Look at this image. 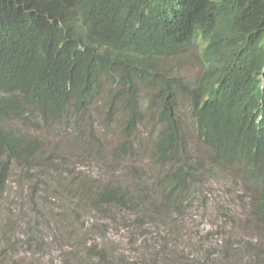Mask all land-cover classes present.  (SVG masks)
<instances>
[{
  "label": "trees",
  "instance_id": "1",
  "mask_svg": "<svg viewBox=\"0 0 264 264\" xmlns=\"http://www.w3.org/2000/svg\"><path fill=\"white\" fill-rule=\"evenodd\" d=\"M119 1L0 0L1 192L7 186V175L13 164L33 168L43 162V166L51 170L54 183L61 185L55 164L58 160L69 159L70 152L55 154L50 151L43 155L36 140L26 139L29 131L62 129L54 124L68 122L69 114L75 118L76 114L96 104L104 80L117 77L122 88L133 93L139 85L153 87L154 81L159 80L157 118L162 129L153 140V154L172 174L169 189L185 184L178 172L187 173L189 179L194 175L195 182H200L204 173L217 174L210 171L214 166L222 176L241 179L243 189L254 199L253 216L264 226V145L248 146L241 132L264 129V78L260 83L255 77L233 98H225L222 88L223 83L232 80L229 76L232 59L227 60L229 44L245 46L264 34V0H226L228 5L240 6V22L213 28L208 34L202 33L195 24L188 35L176 38H173L175 30L191 18L198 0H127L140 11L149 13L150 19L140 15L144 25L128 29L136 36L132 33L123 35L119 21L108 16L103 18L105 11ZM74 9L89 26L99 23L97 31L82 49L67 36ZM121 15L120 10L111 13L115 18ZM197 36L208 38L209 51L216 59V64L207 65L209 67L201 75V84L207 86L206 91L196 92L190 98L191 103L196 104V135L212 149L207 151L210 154L208 165L202 163L200 167L197 160L175 149L179 147L178 141L183 138L184 130L179 120L176 121L167 77L152 67L154 59L181 52V47ZM209 51L207 60L211 62ZM263 64L264 59L255 65V74L260 73ZM71 79L72 85L68 87ZM116 93L117 90L107 94L109 112ZM137 117L138 111L128 107L121 132L132 136L130 138L136 136L135 128L132 131L131 126ZM71 131L76 138V126L73 125ZM79 139L83 147L89 142L83 137ZM261 140L264 142V136ZM121 148L122 144H119L118 149ZM80 180L72 187L65 186L60 193L63 185L53 191L47 189L56 192L57 196L62 193L77 196L101 211L118 206L131 208L127 205L129 198L125 199L126 190L131 188L121 189L90 181L87 174ZM246 181L252 186L246 185ZM75 190L80 194L74 193ZM59 213V218H64L62 209ZM156 240L155 234L151 241Z\"/></svg>",
  "mask_w": 264,
  "mask_h": 264
},
{
  "label": "rangeland",
  "instance_id": "2",
  "mask_svg": "<svg viewBox=\"0 0 264 264\" xmlns=\"http://www.w3.org/2000/svg\"><path fill=\"white\" fill-rule=\"evenodd\" d=\"M202 43L156 58L153 67L169 78L184 125L181 145L191 153L198 149L192 159L199 167L208 165L210 154L194 133L186 94L193 87L202 89ZM121 85L117 77L102 81L92 108L54 124L60 130L29 131L26 139L36 140L43 155L70 152L69 159L55 164L60 184L66 181L59 193L87 174L100 184L134 187L146 206L101 211L77 196L54 195L46 187L51 172L43 162L36 168L13 164L7 189L0 195V252L11 250L15 264H264V226L253 216L254 199L241 179L222 176L212 166L210 171L217 174L204 173L202 181H188L186 195L169 190L164 178L170 172L153 154L160 97L152 96L160 81L155 80L153 87L139 85L134 93L121 89L106 114L107 94ZM128 107L138 111L131 126L135 138L121 132ZM79 137L88 144L83 147ZM246 185L252 186L248 181ZM60 209L64 218H59ZM191 237L200 243L194 245ZM91 249L96 252L89 256Z\"/></svg>",
  "mask_w": 264,
  "mask_h": 264
},
{
  "label": "clouds",
  "instance_id": "3",
  "mask_svg": "<svg viewBox=\"0 0 264 264\" xmlns=\"http://www.w3.org/2000/svg\"><path fill=\"white\" fill-rule=\"evenodd\" d=\"M115 10L121 11V13H122L121 17L115 18V17L111 16V13ZM239 13H240V6L228 5L226 0H198V4H197V7L195 9L194 14L191 16V18H189V20H187L185 23L180 25L175 30L173 38L188 35L190 29L195 24L199 25V30L205 34H208L211 29L216 28V27L224 26L227 24H236V23L240 22V21H238ZM140 15H144L146 19H150L149 13L140 11L135 6V4L133 2L127 1V0H120L117 5H115L114 7L105 11L103 18L105 16H108L109 18H111L113 20L119 21L121 23V27L123 29L122 34L126 35L128 33H132L128 30L130 27L145 24L144 21L140 18ZM103 18H102V20H103ZM98 26H99V23H94L92 26H89L88 24H86L83 17H81L77 13V11L74 9L72 12V23L67 30V36L70 40H72L75 44H77L82 49V47L85 46L91 40L92 36L97 31ZM133 35L136 36L135 34H133ZM256 37H257L256 42H252V43L245 45V46L229 44L230 45V52H229L227 60L230 58L232 59V69L229 71V76L232 80L229 83H223V85H222L223 95L225 98H233L242 86H244L247 83H250L255 77L259 78L260 83L263 81L264 64L261 66L259 74L254 73V68L258 62H260L264 59V34L261 36H256ZM200 41L203 42L201 44L202 45L201 56H202V62H203V69L200 73L202 75L204 70L207 67H209L207 65H212L213 63L216 64L215 56H214V54H212L209 51V48H208L210 46V44L208 43L209 42L208 38L204 39L200 36H197L195 39L191 38L189 41H187L181 47V49L184 50L188 45H190L194 42L200 43ZM132 51H135V50H132ZM207 51H209V53H210L209 55L211 56V59H212L211 62H209L207 60L208 59V52ZM237 53H238V55H236ZM176 54H178V53H176ZM176 54H174V55H176ZM153 66H154V63H152V67ZM235 76H237L236 80L233 79V77H235ZM165 79H166L167 84H168L169 78H165ZM72 82H73V79H71V81L69 82L68 87L72 85ZM168 87H169V84H168ZM193 88H191L189 90L188 94H186V95L188 96V99H189L188 110H189V115L191 117V120L193 121V127H194V124L196 123V119H195V115H194L196 104H195V102L191 103L190 98H191V95L195 94L196 92H205L207 89V86L202 85V89H200L198 91H194ZM121 89H124V88H122V85L118 89H116L117 93H121ZM124 90H126V89H124ZM126 91H128V90H126ZM156 91H154V95L156 94ZM154 95H153V97H154ZM169 95H170V98L174 99V103H175V94L173 93V91H172V94H169ZM108 98H109V96L106 97V99H105L106 102H107ZM23 108H26L24 103H23ZM84 112H82L81 114H83ZM109 113L110 112L106 109V114H109ZM175 113H176V115H175L176 121L178 122V120H179V122H180V124L184 130V125L178 116L176 105H175ZM33 127H35V126L33 125ZM160 129H162L161 124H160V127L158 129V132ZM36 131H38V130H36ZM30 132H35V131H30ZM158 132H157V134H158ZM241 132L243 133V141L248 146L259 147L260 145H264V142L261 140L262 137L264 136V129L255 130V131L244 130ZM194 133L196 135L195 129H194ZM157 134H156V136H157ZM184 135H185V132H184ZM184 135H183V138L179 139V141H178L179 147H177L175 149L178 150L179 153H182L188 157L193 158V156L199 151L197 148H195L191 153L189 151L188 147H183L181 145V141L185 140ZM164 136L165 135H163V137ZM196 137H197V135H196ZM197 139L199 141H201L198 137H197ZM202 143L207 148L206 153L208 150L212 151V149L209 145L205 144L204 142H202ZM120 144H122V146H123L124 143H120ZM36 167H38V166H34L33 168H36ZM47 170L49 172H51V170H49V169H47ZM168 172H170V171L168 170ZM51 173L48 176V179H49L51 184L47 185L46 187H48L49 189H51L53 191V190H56L57 187H60L62 185L59 186V185H57V183H54V181L51 178ZM178 174L180 175L181 180L185 179V184L184 185H178V187L176 188V191L178 194H185L187 182L188 181L195 182V176L193 175V178L189 179V176L187 175V173L178 172ZM171 177H172V174L170 173L169 175H167V177L164 178L166 180V184L168 186H169ZM7 184H8V179H7ZM6 189H7V186H5L4 191ZM126 189H130L129 191L126 190V197H125V199L129 198V204H127L128 207H133L134 204H137L138 206H142V207L146 206L145 203L140 200V196L138 195V191H136V189L134 187L128 186V187H126ZM172 189H175V188H172ZM172 189H169V190H172ZM3 192H1V190H0V195ZM54 193L56 196L58 195L56 192H54ZM192 229L197 234L199 233L197 226L193 227ZM154 235H155V232H153L151 234L150 239L153 238ZM191 241L194 245H198L200 243V239H193V237H191ZM95 252H96V250H94V249L88 250L89 256L91 254H94ZM75 258L76 257H74V259H73L74 262H76ZM0 264H15L13 259H12V256H11V250L0 252Z\"/></svg>",
  "mask_w": 264,
  "mask_h": 264
}]
</instances>
